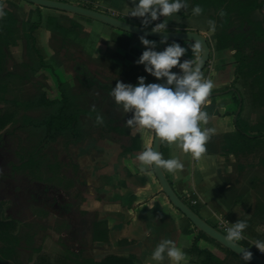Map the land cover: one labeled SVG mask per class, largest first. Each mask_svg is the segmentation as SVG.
Segmentation results:
<instances>
[{"label":"rangeland","instance_id":"374dc122","mask_svg":"<svg viewBox=\"0 0 264 264\" xmlns=\"http://www.w3.org/2000/svg\"><path fill=\"white\" fill-rule=\"evenodd\" d=\"M63 1L91 6L101 12H108L115 17H121L125 21L142 25L140 18L126 15L128 3L131 6L130 0H120L114 4H110L108 0ZM20 10L26 18L27 11L22 8ZM181 12H183L184 17L178 13L165 20L168 23V29H176L177 21H181L187 27L201 31L209 38L211 45L210 57L214 73L210 79L220 83L221 81H235V63L232 55L230 52L218 54L215 51L214 30L210 28L208 17L195 15L190 12L188 7L182 9ZM2 17L11 18L7 15ZM59 19L70 26V31L65 34L64 40H62L63 34L56 28L51 33L47 32L45 21L43 27L40 25V28L33 31L28 30L29 25H23V29L15 27L16 30H19V36L17 33L13 35L14 38L11 42L13 45L20 43L23 48H8L9 50L4 52L6 55L1 53L3 49L0 48V110L13 112L16 115V120L0 132L3 137L0 141V156L12 158L19 154H34L40 162V170L44 177L47 175L48 166L55 162L56 157H59L62 161L68 158L77 159L80 154L79 150H81L78 147H81L83 142L93 141L100 136L99 133L103 135V125L108 117L116 116V118L126 121L131 116V113L125 112L122 107L116 105L109 95L117 80L135 84L137 78L143 75L147 78L146 83L159 82L157 78L144 70L143 65L135 63L138 56L133 52L128 51L126 56H120L113 53L110 48L97 47L100 45L97 41V33L101 30L107 32L112 27L97 23L98 28L96 27L93 31L94 36H96L94 37L93 34L84 31V28H89L86 27L87 25L83 27L74 21L79 20L85 24L88 22L86 19L76 15L75 17H62ZM39 20V14H35V12L29 16V22L32 24L39 23ZM158 22H161V19L154 21L153 24ZM148 27H151V25ZM100 28L102 29L100 30ZM30 35L35 36L34 42L30 39ZM156 41L157 50H162L161 48L166 46L160 43L159 40ZM0 43H3V40H0ZM187 44H190V42L181 43L185 47H187ZM25 45H34L36 48H24ZM135 45L142 51L145 49L140 40ZM186 58H192L190 48L185 57H182V59ZM9 60H12L11 64H8ZM173 71L180 70L174 68ZM202 73L205 78L206 69ZM82 80H87V83L83 84ZM233 81L227 87L234 86ZM92 82L95 85L89 86ZM235 85L242 90L246 97L242 124L248 122L249 126H254L263 123L260 112L252 106L241 83L237 82ZM224 94L217 100L226 102L227 105L229 103L231 107L234 106L233 99L230 96L231 93ZM62 107H64L62 111L64 119L70 116L72 120L69 122V128L59 132L57 137L53 138L56 133L54 127L43 123L49 120L52 115L61 112ZM97 116L103 118L102 123L97 122ZM226 120L229 126L232 127L233 118L227 115ZM57 122L58 125L60 122L59 120ZM222 122L225 121H220V123ZM128 129L130 135L134 136L138 142L142 141V136L145 135L142 131L131 132L135 128L129 126ZM261 131L264 134V129ZM252 132L257 133L259 131ZM152 133L154 139V132ZM104 135H106L103 138L104 142H108L110 139L118 144L108 134ZM261 142L262 149L260 152L244 155L241 157L243 161L240 164L245 169L247 179H256L255 193L258 202L256 207L261 211V220L257 224L262 226V233H259V236H264V166L260 162V155L264 156V138ZM41 191L40 184L34 185L33 192H38V195H40ZM61 198L65 199L64 195L61 194ZM66 199H70L67 194ZM0 203L2 204L1 217L3 220L9 221L11 218L7 216L8 212L13 213L16 209L12 197L5 195ZM25 218L27 219L29 216L27 215ZM58 220L55 214L51 213L46 223L54 227ZM75 231L77 232L79 229H75ZM13 233L15 234L16 230ZM245 235L247 234L244 233V237ZM80 241L82 242L75 241L71 237V233L61 236L53 229H46L37 235L35 246L38 247V252L22 248L20 249V255L15 257L12 262L13 264H37L42 257L46 258L48 264H63L62 258L69 256L68 248L74 251L83 249L84 244L89 242V238H81ZM239 241L259 251L255 245H252L246 239L242 238ZM4 245V241L0 239V248ZM79 246L80 248H78Z\"/></svg>","mask_w":264,"mask_h":264},{"label":"crops","instance_id":"0c3cea01","mask_svg":"<svg viewBox=\"0 0 264 264\" xmlns=\"http://www.w3.org/2000/svg\"><path fill=\"white\" fill-rule=\"evenodd\" d=\"M116 1L120 0H110L109 2L114 4ZM21 8L27 11L26 18L22 14ZM0 10L3 11L4 16L11 17L6 19L0 16V25L2 26L10 20L11 30L9 34L0 37V40H3V43H0V48L3 49L1 50L2 54L8 51V48H23L20 43L13 45L11 42L14 38L13 35L17 33L19 36V30H16L15 27L23 29V25H29L28 30L33 31L40 28V25L43 27L46 21L47 32L51 33L58 25L61 30L62 28L70 29V26L64 24L59 18L75 17L73 14L48 8L39 10L37 6L29 4L25 0H0ZM33 12L39 14V23L29 22V16ZM180 15L184 17L183 12H180ZM50 18H55V24H49ZM83 19L88 22L84 24L79 20L74 21L83 27L87 25L86 27L89 28H84V31L94 36L93 31L96 27L98 28L97 23L100 22ZM160 19L163 21L165 18L161 17ZM134 24L140 25L139 23ZM109 29L107 32L101 30L97 33V41L100 44L97 47L110 48L113 53L120 56H126L128 51H131L130 49L142 53L140 48L134 46L139 42V36L132 34L124 36L120 30ZM188 30L198 31V29L187 27L181 21H177L176 29H168V31ZM61 34H63L62 40H64L66 35ZM31 37L35 38L34 35H30ZM127 42H129L128 45H126ZM32 46L25 45L24 48H32ZM216 52L218 54L230 52L231 55L234 53L233 51ZM11 63L12 60H9L8 64ZM210 66L206 69V79H210L214 73L212 62ZM231 81L233 80L221 81V83L213 81L214 88L207 98V102L202 105V110H205L210 117L206 126L216 129V133L207 142L206 152L196 159L190 153H185L176 144L169 145L166 142L163 158L176 157L184 164V167L175 173H170L166 169L164 171L179 197L184 199L201 218L224 234L227 235V228L237 220L244 217L250 219L251 222L246 227L248 234L243 238L254 245L256 237L262 233L261 224H257L261 220V211L256 207L258 203L255 193L256 179L246 178L245 169L240 164L243 159H238L228 150H224L222 143L224 135L235 132L236 116L231 114L236 108L235 95L232 92H227V94L231 93L234 105L232 107L229 106V103L227 105L226 102L217 100L221 95H225L222 92L230 88L227 86ZM227 115L233 118L232 127L226 120ZM220 121L225 122L220 123ZM133 131H142L145 134L142 136V141L136 140L135 145L140 148L137 151L124 153L119 143H114L110 139L108 142H104L103 139L96 138L93 141L83 142L81 147H78L81 150H79L77 161L83 169L78 183L85 189L81 209L97 213L99 219L107 223L110 240L108 243H93L90 233L76 232L75 230L71 232V237L79 243L82 242L81 238H89V242L83 246V249L86 250V258L101 259L107 255H121L133 257L137 264H171L167 257L163 261L153 260L151 255L153 248L161 239L167 238L173 240L178 247L186 252L193 245L197 231L194 230L191 234L185 233L186 230L193 229V227L189 226L184 220L183 214L162 192L153 168H149L147 174L140 171L142 165L136 158L137 154L142 152L149 142H151V146L153 145V133L140 128L132 129L131 132ZM131 137L134 138L132 135ZM219 256L224 258L222 253H219ZM198 259L186 254V260L182 264H196Z\"/></svg>","mask_w":264,"mask_h":264},{"label":"trees","instance_id":"16d2710c","mask_svg":"<svg viewBox=\"0 0 264 264\" xmlns=\"http://www.w3.org/2000/svg\"><path fill=\"white\" fill-rule=\"evenodd\" d=\"M187 5L190 12H192L194 6L200 5L203 11L199 16H206L210 21L215 22V50L234 52L232 55L236 74L234 83H241L252 106L260 112L263 120V123L259 125L249 126L248 122H244L243 125L242 114L246 100L244 93L235 84L224 90L222 93L232 92L235 95L234 103L236 108L231 114L235 117L240 106L241 111L234 122L235 132L222 137L223 148L234 154L238 159L246 154H256L262 149L261 140L264 138V134L261 133V130L264 129V0H187ZM81 6L99 11V9L91 6ZM37 9L40 10L41 7H37ZM221 12L224 14L221 15ZM105 13L111 15L108 12ZM118 18L122 19L121 17ZM50 19L49 24H55V18ZM53 19L54 21H52ZM9 22L10 20L0 26V37H4L5 34L11 32ZM56 29L64 34L70 31L63 28L61 30L59 25L58 27L56 26ZM128 34L122 32L124 36ZM30 39L33 42L35 41L33 37ZM32 48L36 47L33 45ZM130 50L137 56L142 54L135 49ZM82 83L86 84L87 80H82ZM92 84L95 85L92 82L89 86H92ZM63 110L64 107L61 108V112L52 115L49 120L43 123L54 127L53 129L56 133L53 138H56L59 132L69 128V122L72 120L70 116H67L68 120L64 119ZM15 120V113L0 110V132ZM57 120L60 122L58 125L56 124L58 123ZM252 131L259 132L253 133ZM89 133L92 134L91 131ZM104 134H108L111 139L116 140L124 153L140 149L139 146L135 145L136 139L131 137L126 121L116 118V116L108 117L103 125V135L99 133L100 136L96 139H103L106 136ZM2 138L0 135V141ZM165 143L162 142V157ZM6 157L3 167L0 169V194L2 191H7L9 188L8 183L16 185V192L20 190L19 184L22 182L27 184L34 182L45 184L69 196L76 209L75 217L78 224L75 225L71 218H63L57 221L56 226L51 227L46 223L50 212L37 206L32 207L33 215L36 217L31 221L26 218L19 221L16 219L6 221L1 217L2 204L0 203V239L5 244L0 248V264H13V259L20 255V249L22 248L38 252V247L35 246L37 235L46 229H53L61 236L64 234L68 235L73 230L79 229V231L90 233L93 243L109 242L107 223L101 221L97 213L81 209L85 189L78 183L83 169L77 159L68 158L62 161L59 157H56L55 162L48 166L47 175L44 177L40 170V162L35 158L34 154H19L13 157L14 160H10L8 156ZM260 158V162L264 166V156L260 155ZM182 200L186 203L184 199ZM183 218L190 227H193V229L186 230L185 233L191 234L194 230L197 231L193 245L186 251L187 254L199 258L196 264H252L204 232L199 231L185 216ZM240 220L246 221L247 227L251 222L246 217ZM14 230H16L15 234L13 233ZM244 233L248 234L247 228ZM255 240L264 241V236H257ZM239 243L259 255V251L254 247ZM85 252L86 250L84 249L74 251L68 248L69 256L62 258L63 264H137L131 256L107 255L101 259H93L86 258ZM219 253L224 254V258H221ZM261 257L264 259V254ZM37 264H48V261L46 258L41 257V261Z\"/></svg>","mask_w":264,"mask_h":264},{"label":"clouds","instance_id":"9594fccd","mask_svg":"<svg viewBox=\"0 0 264 264\" xmlns=\"http://www.w3.org/2000/svg\"><path fill=\"white\" fill-rule=\"evenodd\" d=\"M126 15L141 18L144 28L151 25L153 33H161L160 43L166 46L157 50V41L149 39L147 35H140L139 40L145 49L135 61L143 65L144 70L159 82L146 83V77L141 75L137 83H125L117 80L109 95L116 105L123 108L131 116L126 124L130 128H140L154 132L160 142L169 145L176 144L185 153L199 159L206 152L207 142L216 133L214 127H207L209 114L202 110L207 102L214 82L203 77L201 71L203 57L201 56L202 43L199 39L182 46L173 40L168 43V23L165 19L172 17L187 8V0H130ZM200 5L192 8L195 15L201 14ZM221 15L224 13L221 12ZM4 13L0 10V16ZM165 19L153 24L154 21ZM210 28L215 29V22L209 21ZM189 48L192 58L185 57ZM178 68L180 71H173ZM97 122L102 123L103 118L97 116ZM141 162L140 171L147 174L149 168L166 169L170 173L181 170L184 164L176 157L163 158L162 153L151 146V142L136 157ZM247 222L237 220L227 228L225 239L237 242L244 237ZM261 253H264V241L257 240L254 244ZM152 259L163 261L165 257L171 264H182L186 260V253L171 239H161L152 250ZM245 261H251L252 255L244 250Z\"/></svg>","mask_w":264,"mask_h":264},{"label":"water","instance_id":"95a60500","mask_svg":"<svg viewBox=\"0 0 264 264\" xmlns=\"http://www.w3.org/2000/svg\"><path fill=\"white\" fill-rule=\"evenodd\" d=\"M37 7L41 8H48L53 10H58L62 12H66L69 14L77 15L80 17H84L87 19H91L105 25H108L112 28L120 30L122 32H126L135 36H140L142 34L147 35L150 39L161 40L162 35L161 33H153L150 27L144 28L143 26L130 23L128 21L119 19L117 17H113L109 14L104 12L91 9L85 6H81L78 4H73L70 2H64L60 0H25ZM168 42H172L173 40L178 42H193L199 39L202 43L201 49V56L203 57V65L201 71L203 72L209 61L211 55V45L209 38L201 32L188 30V31H168ZM241 111V106L238 109L236 117ZM236 120V118H235ZM156 150L162 153V142H160L155 134L153 139V145ZM154 173L161 185L162 192L168 197L170 202L173 204L175 208H177L183 216H185L195 228L199 231L204 232L224 247L228 248L232 252L242 256L244 250H247L251 253L252 259L249 261L252 264H264V259L251 251L250 249L244 247L239 242H229L225 239L226 234H224L219 229L215 228L214 226L210 225L206 222L203 218H201L187 203H185L179 195L173 189L169 179L167 178L164 169L153 168Z\"/></svg>","mask_w":264,"mask_h":264},{"label":"flooded vegetation","instance_id":"af4514ba","mask_svg":"<svg viewBox=\"0 0 264 264\" xmlns=\"http://www.w3.org/2000/svg\"><path fill=\"white\" fill-rule=\"evenodd\" d=\"M8 158L10 160H14L13 157L10 158L8 156ZM6 159V156H0V169L3 167ZM39 184L42 189L40 195H38V192H33L34 185ZM8 185L9 188L7 191L1 192L0 201L5 195L12 197V201L14 202L13 205L16 207V209L13 213L8 212L7 216L11 218L10 220L16 219L19 221L25 218L27 215L29 216V218H27L28 221L35 219L36 216L33 215L32 207L37 206L48 210L50 214H55L57 219L71 218L75 222V225L78 224V221L75 217L76 209L72 201L70 199H66V193L39 182L28 184L22 182L19 184L20 190L17 192L15 191V184L8 183ZM61 194L64 195L65 199L61 198ZM46 221H48V219H46Z\"/></svg>","mask_w":264,"mask_h":264},{"label":"built area","instance_id":"2783aa9c","mask_svg":"<svg viewBox=\"0 0 264 264\" xmlns=\"http://www.w3.org/2000/svg\"><path fill=\"white\" fill-rule=\"evenodd\" d=\"M111 16H113V17H115L114 15H111ZM118 18V17H117ZM211 61H209V63H208V65H207V67H206V69L207 68H210L211 66ZM264 253H261L260 251H259V256H261V255H263Z\"/></svg>","mask_w":264,"mask_h":264}]
</instances>
